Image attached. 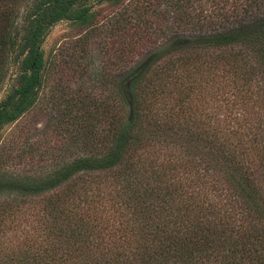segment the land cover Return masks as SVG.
Listing matches in <instances>:
<instances>
[{"label":"trees","instance_id":"trees-1","mask_svg":"<svg viewBox=\"0 0 264 264\" xmlns=\"http://www.w3.org/2000/svg\"><path fill=\"white\" fill-rule=\"evenodd\" d=\"M210 2L201 15L194 0H159L162 46L138 70L148 20L131 22L125 7L113 17L105 33L117 58L102 73L125 76L104 96L63 95L57 109L66 150L80 154L71 149L38 178L0 173L1 217L27 199L40 198L41 212L0 264H264V0ZM90 9L87 0H0V90L9 60L17 65L0 130L38 98L49 30L62 20L99 30ZM211 74L210 87L233 98L196 116L192 101ZM104 197L110 204L95 203Z\"/></svg>","mask_w":264,"mask_h":264},{"label":"rangeland","instance_id":"rangeland-1","mask_svg":"<svg viewBox=\"0 0 264 264\" xmlns=\"http://www.w3.org/2000/svg\"><path fill=\"white\" fill-rule=\"evenodd\" d=\"M87 5L99 21V30L88 32L86 35L84 25L62 20L57 22L43 39L45 79L35 104L0 130V173L15 178H38L49 174L55 161L59 162L71 156V149L74 150V148L67 146L68 150H66V138L69 137L63 130L65 124L61 117L57 116V109L63 95L68 98L84 95L96 98L100 94L104 96L111 93L118 77L121 79L125 76L117 75L115 71H109V73L106 71V76L102 73L106 65L109 67L114 58H117L115 55L117 50L108 44L109 39L105 31L106 27L115 25L116 17L114 16L122 8L125 7L130 11L127 14L132 16L131 22H135V16L148 20V44L142 52L132 58V68L138 70L160 50L163 41L159 29V17L162 13V3L159 4V0H122L117 4L87 0ZM193 7L192 11L201 15H209L215 9L210 0H194ZM24 11L25 7L22 5L19 12L21 14ZM9 61L7 76L0 90V100L5 96L17 74L16 62L12 58ZM213 77L214 75L211 74L207 78L202 93L192 101L196 116H203L204 113L210 115L215 109L226 110L225 98L227 100L233 98L229 93L224 96L221 91L210 87ZM204 83V81L201 82V84ZM215 91L218 99L213 107L210 98ZM263 101L264 99L261 102ZM241 107L245 108L247 116L255 119L250 105ZM259 107L262 108V106ZM254 108H258V105ZM212 121V119H206L205 122L212 123ZM97 126L99 129L101 124ZM74 151L73 156L81 152ZM90 177L86 176L85 179L88 180ZM102 196L107 197V194L103 193ZM39 200L40 198H36L35 201L27 199L23 203V209L17 214L0 216V260L6 256L8 250L19 248L26 240L25 238L33 232L34 226L40 219L41 212L34 207L38 206ZM110 202L104 197L98 198L95 203L101 205L102 203L110 204Z\"/></svg>","mask_w":264,"mask_h":264}]
</instances>
